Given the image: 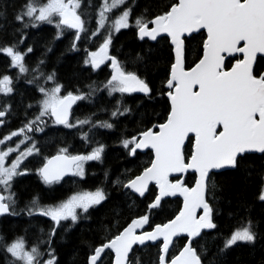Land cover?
Here are the masks:
<instances>
[{"label": "snow or ice", "instance_id": "1", "mask_svg": "<svg viewBox=\"0 0 264 264\" xmlns=\"http://www.w3.org/2000/svg\"><path fill=\"white\" fill-rule=\"evenodd\" d=\"M125 3L126 0H103L95 17L97 26L91 30V36L105 30L102 42L94 51L84 50L83 63L93 70L105 61L110 62L111 73L106 82L88 84V93L78 88L75 93L64 91L55 71L42 72L44 61H37L33 69L37 76L28 81L36 83L37 110L31 119L26 117L20 128L0 138V145L4 146L0 147V216H27L29 227L37 229L36 239L30 245L23 237L8 241L0 234L4 264H59L53 246L57 230L63 228L67 233L78 220L88 218L90 208L107 200L104 187L97 186L91 191H73L67 198L50 203L42 202L36 194L19 207L17 194L12 190L14 178L31 171L21 168L24 158L41 154L28 132H43L47 127L45 117L69 129L79 126L81 140L96 146L77 154L70 153L68 147H60L54 155H44L35 168L43 184L59 183L69 175L84 178L85 163L102 159L105 145L92 139L91 130L113 129L115 125L94 119L95 113L77 118L75 123L70 120L73 104L101 87L109 96L119 93L122 98L124 94L140 93L149 101L159 98L163 111L156 122L149 119L133 134H122L119 141L130 157H135L138 150L150 149L149 162L136 174L125 170L111 180L126 195L129 190L142 198L147 193V202L143 208H137L135 215L126 218L124 225L118 222L119 213L114 230L102 225L104 235L87 244L85 264H228V253L235 247L255 248L260 243L264 248V231L260 228L264 210L261 218L254 219L253 205L242 199L238 213L242 211L245 215L240 224L227 232L218 230L216 215L221 197L217 193L224 190V183L215 178L224 171L245 179L255 175L258 191L255 200L264 204V0H166L152 12L146 6L134 21L139 38L164 40L169 47L165 74L155 88L145 76L128 70L109 53L113 32L129 27L131 6L124 7L114 19L109 13ZM81 8L82 0H24L13 11L9 22L14 25L12 40L0 44V53L10 58V67L18 69L15 79L29 71L24 58L32 52V45L23 51L19 47L27 38L26 29L45 22L54 24L55 38L66 30H75L69 51L78 50L77 41L82 33L90 38L82 18L85 13L78 11ZM0 18L6 19V12H0ZM194 41L198 51L189 64L188 54ZM137 59H142L139 54ZM13 79L7 74L0 75V94L8 96L14 92ZM40 79L45 83H40ZM26 107L32 108L33 104ZM9 110L7 102L0 104V125L5 123L3 118ZM131 111L130 106L117 99L110 116L119 117ZM84 126L90 131H82ZM13 137L17 138L15 147L7 143ZM25 141L29 144L19 151ZM11 153L18 154L12 158ZM253 154L262 158L259 167L252 159ZM189 171L190 181L185 175ZM104 176L108 181L109 170H105ZM237 195L241 193L238 191ZM168 197H181L182 203L156 222L155 217L166 211ZM134 206L135 201L129 206L130 212ZM36 217L48 218L47 231L31 223ZM69 220L72 223L64 227L62 222ZM134 246L155 251L145 261ZM259 264H264V259Z\"/></svg>", "mask_w": 264, "mask_h": 264}, {"label": "trees", "instance_id": "2", "mask_svg": "<svg viewBox=\"0 0 264 264\" xmlns=\"http://www.w3.org/2000/svg\"><path fill=\"white\" fill-rule=\"evenodd\" d=\"M23 2L24 0H0V12H6V19L0 18V25H3V30H0V44L12 40L11 33L14 25L9 22L12 20L13 11L18 10ZM102 2L103 0H82V8L78 11L85 13L82 18L85 20L88 37L90 38H86L85 34L82 33L81 39L77 41L78 50H68L70 44L68 39L53 41L56 42V45L52 48L50 43L54 34L53 26L43 25L26 29L27 38L25 43L19 46L20 50L23 51L29 44L34 49L32 53H29L24 58L26 66L36 67L37 61L43 60L45 56L46 66L56 70V79L63 85L64 91H73L75 93L78 88L81 92L88 93V84L93 81L98 83L106 82L111 73L110 66L105 64L101 68L93 70L83 63L84 50L94 51L99 43L102 42L103 34L105 33L103 29L96 36H91V30L97 26L95 17ZM163 2H166V0H126L125 5L121 6L120 9H113L109 13L114 19L115 15L122 11L124 7L131 6L129 27L121 29L117 33L113 32L112 43L109 48L111 55L116 56L128 70L138 71V74L145 76L154 88L159 85L161 78L165 74L166 62L169 58L168 43L160 39L156 42H152L149 39L141 40L137 34L134 21L136 16L143 12L146 6L152 12ZM89 15H91V19H89ZM15 26L18 27V25ZM199 38L197 36V40ZM50 47L52 52L49 54L46 50ZM197 51L194 41L188 54L189 64L195 59ZM137 54L142 59H137ZM9 65L10 58L4 53H0V75L7 74L14 78L12 85L14 92L8 95L11 100L8 119L12 122V128L9 126L0 128V134L5 130H17L25 122L26 117L31 119L33 113L37 110L34 101L39 97L36 83H28V81L33 80L34 76H37V73L29 71L20 74L19 79H15L18 69ZM145 65L147 66L146 68ZM39 82L45 83L43 79H40ZM117 99H121L122 104L130 106L132 111L119 117H111L110 112L114 110ZM138 103L142 106L138 107ZM29 104H33V107L27 108L26 106ZM162 111L163 104L159 98L153 102L140 93L124 94L122 98L119 93L109 96L102 87L86 99L79 100L72 113L73 120L77 118L84 119L86 116L95 113L94 119L107 120L113 123L115 127L113 129L95 128L91 130L92 139L105 145L102 159L100 161L86 162V175L84 178L72 177V179H66L61 186L46 187L36 174L35 168L40 165L43 156L53 155L55 150H53V147H44L40 136L35 137L41 154L39 156L35 155L27 162V168L31 169V171L15 177L12 185V190L17 194L19 207H23L24 202L30 200L36 194L39 195L42 202L50 203L67 198L73 191L81 189L91 191L95 190L97 186L104 187L108 193V198L105 202L89 209L88 218L78 220L67 233L63 232V228L57 230L53 246L56 249L59 264H85L87 244L98 240L104 235L102 225L114 230L113 224L116 223L117 213H119V224L124 225L126 218L136 214L137 208H143L144 203L147 202L148 194H146V197L140 198L128 191L126 195L123 189L112 185L111 180L115 179L117 174L125 172V170H131L132 174H136L139 169L149 162L151 158L150 150L146 152L138 150L135 157H130L126 154V150L119 141L122 134L125 136L133 134L136 130L142 128L149 119L156 122L157 116L161 115ZM145 113L146 115H142ZM80 130L79 126L77 129L59 128L57 134L52 135L51 138H53V141L58 139L57 141L62 144L61 147H68L72 154L90 151L91 147L96 145L85 144L78 134ZM49 131L52 130L49 129ZM82 131L89 132L90 129L88 126H84ZM252 159L255 161V165L259 167L262 159L259 154H253ZM106 169L110 173L108 181H105L104 176ZM191 177L192 173L186 175V179L189 181ZM215 178L218 182L224 183V190L217 193L221 197L217 205L219 212L216 215L219 231L227 232L230 228L240 224V218L245 215L242 211L238 213L241 199L253 205L251 214L254 219L261 218L264 204L255 200L256 195H258L255 175L245 179L240 174L224 171L222 176L218 175ZM238 191L241 193L240 196L237 195ZM166 200V211L155 217L156 222L175 211L182 203L180 198H167ZM133 201H135L136 206L130 212L129 206L133 204ZM229 213L233 215L230 216ZM29 223L27 216L5 215L0 219V234L8 241L17 236L23 237L30 245L36 239L37 229L29 227ZM31 223L38 227H43L45 231H47L49 226L48 218L43 217H36ZM62 223L64 227H67L72 222L66 221ZM260 228L264 231V223L260 225ZM61 235H63V239L60 238ZM134 249H137L138 255L145 261L155 251L154 248L142 249L140 246H135ZM262 259H264V248H261L260 243H257L255 248L247 245L235 247L227 256L228 264H259ZM0 264H4L3 252H0Z\"/></svg>", "mask_w": 264, "mask_h": 264}, {"label": "flooded vegetation", "instance_id": "3", "mask_svg": "<svg viewBox=\"0 0 264 264\" xmlns=\"http://www.w3.org/2000/svg\"><path fill=\"white\" fill-rule=\"evenodd\" d=\"M43 25H47V26H53V28H54V34H53V37H52V40H51V43H50V46H52V48L56 45V42H53V41H59V40H63V39H68L69 40V42L71 41V39H72V36H73V34H74V31L75 30H66V31H64V33H63V35L62 36H60L59 38H55L56 37V31H57V29H56V27H55V25L54 24H48V23H40L38 26H43ZM101 30H103V29H101ZM120 31V30H119ZM115 33H117V32H115ZM70 45V44H69ZM32 48H33V46H32ZM51 48V47H50ZM25 49V48H24ZM48 49V48H47ZM34 50V49H33ZM33 50H32V52H33ZM31 52V53H32ZM52 52V50L51 51H48V53L50 54ZM109 53H110V55H111V51H109ZM29 53H27L26 55H28ZM25 55V56H26ZM46 58H45V56H44V58H43V61H44V63L41 65V71L42 72H44V73H50V72H52V71H55V73H56V70L54 69V68H52V67H47L46 66V60H45ZM105 64H107V65H110V62L109 61H106L104 64H102V66H104ZM88 67H90V65H87ZM28 67V66H27ZM29 68V71H32V72H34L33 71V69H35L36 67H34V66H29L28 67ZM28 71V72H29ZM57 80V79H56ZM58 82V81H57ZM47 84H48V86H51V82H47ZM10 95V94H9ZM4 102H7L8 104L9 103H11V100H10V98H8V96H5L4 94H0V104H3ZM73 110H74V108L72 109V111H71V118H70V120L73 122V123H75V121L76 120H73L72 119V113H73ZM9 118V116H8V113H6V116L3 118L4 119V121H5V123L4 124H2V125H0V128H4L5 126H9L10 128H12L11 127V124H12V122L8 119ZM45 119V121L47 122V127H45L44 128V131L43 132H28V135L30 136V137H32V139L33 140H35L36 141V136H40L41 137V141H42V143H43V146L44 147H53V150H55V153H56V151H57V149L58 148H60L61 147V142H58L57 140L58 139H54V141H53V138H51V136L52 135H56L57 134V130L59 129V128H65V129H69V128H66V127H64L63 125H55V124H53L50 120H48V118L47 117H45L44 118ZM8 127V128H9ZM49 129H51L52 131H49ZM10 131H15L14 129H10V130H5L4 132H1V134H0V138H2L3 137V135H5V134H8ZM22 138V137H21ZM16 140H17V138L16 137H13L12 138V141L11 142H7V143H9V145L10 146H12V147H15V142H16ZM26 143H25V145L24 146H20V149H19V151H23V149H24V147L26 146V145H28L29 144V142L28 141H25ZM37 142V141H36ZM54 142V143H53ZM38 146V145H37ZM0 147H4L3 145H0ZM72 148V147H71ZM68 150H69V152H70V149L68 148ZM54 153V154H55ZM71 153V152H70ZM16 154H18V153H11L10 154V156L12 157V158H15V155ZM53 154V155H54ZM35 156V154H33V155H31V156H27V157H25L24 158V160L22 161V163H21V168H27V162L32 158V157H34ZM9 163H10V161H8ZM30 167H31V165H30ZM28 173V172H27ZM27 173H25V174H27ZM72 177H74V176H68V177H65L64 179H62L59 183H56V184H53V185H45V184H43L44 186H46V187H48V186H61L62 185V183L66 180V179H72ZM70 196V195H69Z\"/></svg>", "mask_w": 264, "mask_h": 264}, {"label": "water", "instance_id": "4", "mask_svg": "<svg viewBox=\"0 0 264 264\" xmlns=\"http://www.w3.org/2000/svg\"><path fill=\"white\" fill-rule=\"evenodd\" d=\"M144 39H149V38H147V37H145ZM150 41H152L151 39H149ZM152 42H156V41H152ZM106 62V61H105ZM76 103H77V101H76ZM76 103H74L73 104V106H72V109H73V107L76 105ZM72 109L70 110V116H71V111H72ZM146 150H148V149H143V150H141V151H146ZM188 173H191V171H189ZM187 173V174H188ZM187 174H185V175H187ZM175 174H173V176H174ZM69 176H71V175H69ZM66 177H68V176H66ZM65 178V177H64ZM64 178H62V179H64ZM171 178V177H170ZM133 194H135V193H133ZM147 194V193H146ZM135 195H137L138 197H139V195L138 194H135ZM140 198H142V197H140ZM144 198V197H143ZM168 198H180L181 200H182V198L181 197H168ZM165 199H167V198H165ZM3 216H0V218H2ZM149 243H151V242H149ZM135 247V246H134Z\"/></svg>", "mask_w": 264, "mask_h": 264}, {"label": "rangeland", "instance_id": "5", "mask_svg": "<svg viewBox=\"0 0 264 264\" xmlns=\"http://www.w3.org/2000/svg\"><path fill=\"white\" fill-rule=\"evenodd\" d=\"M109 2H110V0H109ZM114 94V93H113ZM26 143V142H25ZM25 144H23L22 146H24ZM70 221V220H69ZM71 222V221H70Z\"/></svg>", "mask_w": 264, "mask_h": 264}]
</instances>
